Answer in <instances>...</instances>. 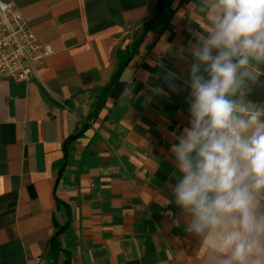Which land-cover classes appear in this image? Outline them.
I'll use <instances>...</instances> for the list:
<instances>
[{"label": "crops", "instance_id": "obj_1", "mask_svg": "<svg viewBox=\"0 0 264 264\" xmlns=\"http://www.w3.org/2000/svg\"><path fill=\"white\" fill-rule=\"evenodd\" d=\"M7 1L52 53L27 83L0 78V264H227L217 232L176 203L172 150L192 126L216 0H171L146 30L158 0ZM240 72L229 98L264 124V61ZM255 200L264 216V191Z\"/></svg>", "mask_w": 264, "mask_h": 264}, {"label": "clouds", "instance_id": "obj_2", "mask_svg": "<svg viewBox=\"0 0 264 264\" xmlns=\"http://www.w3.org/2000/svg\"><path fill=\"white\" fill-rule=\"evenodd\" d=\"M215 7L221 15L191 68L192 126L172 148L182 174L174 195L198 233L217 232L219 250L230 253L227 264H248L264 253V216L255 212V194L264 191V124L257 126V113L238 116L229 97L250 58L264 61V0H216ZM201 64L209 79L197 74Z\"/></svg>", "mask_w": 264, "mask_h": 264}, {"label": "built area", "instance_id": "obj_3", "mask_svg": "<svg viewBox=\"0 0 264 264\" xmlns=\"http://www.w3.org/2000/svg\"><path fill=\"white\" fill-rule=\"evenodd\" d=\"M51 53L13 2L0 0V78L27 83Z\"/></svg>", "mask_w": 264, "mask_h": 264}, {"label": "trees", "instance_id": "obj_4", "mask_svg": "<svg viewBox=\"0 0 264 264\" xmlns=\"http://www.w3.org/2000/svg\"><path fill=\"white\" fill-rule=\"evenodd\" d=\"M171 0H158V4H157V9H156V13L154 15V17L148 21L145 26H144V30H146L150 24H152L159 12L166 6L170 3ZM137 44V42H136ZM135 44V45H136ZM129 58V56H127L126 59H124L123 61H121L117 67V69L115 70V72L113 73L112 77H111V80L109 82V84L105 87L104 91H102V93L99 95L98 99H97V102H96V106L93 108V110L91 111L90 113V117H94L98 111V109L101 107V103L102 101L104 100V97H105V90L109 88V86L118 78L120 72L122 71V69L124 68L126 62H127V59ZM58 233L56 232V234L51 238L50 240V244H51V247L55 250H57L59 248V245H58Z\"/></svg>", "mask_w": 264, "mask_h": 264}]
</instances>
